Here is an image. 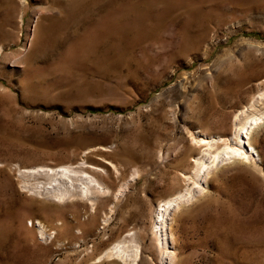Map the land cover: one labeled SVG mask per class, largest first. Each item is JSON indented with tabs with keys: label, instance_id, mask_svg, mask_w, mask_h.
I'll use <instances>...</instances> for the list:
<instances>
[{
	"label": "rangeland",
	"instance_id": "1",
	"mask_svg": "<svg viewBox=\"0 0 264 264\" xmlns=\"http://www.w3.org/2000/svg\"><path fill=\"white\" fill-rule=\"evenodd\" d=\"M263 90L264 0H0V264H124L99 258L130 232L161 264L155 209L187 185L166 264H264V121L248 162L190 179L192 139ZM62 165L106 192L29 189Z\"/></svg>",
	"mask_w": 264,
	"mask_h": 264
},
{
	"label": "bare ground",
	"instance_id": "2",
	"mask_svg": "<svg viewBox=\"0 0 264 264\" xmlns=\"http://www.w3.org/2000/svg\"><path fill=\"white\" fill-rule=\"evenodd\" d=\"M262 121H264V90L258 96L253 97L248 105L233 115V130L230 138H210L208 141L204 140V136L203 138H193L194 144L199 145L200 148L205 147L194 158L190 178L193 186L200 184L210 174L211 170H216L224 164L248 162L250 157L255 155L251 135ZM42 175V182L36 180L33 187L29 189H33L35 193L47 199L58 202H64L72 198L89 199L93 202L95 199L92 196L106 192V187L101 183L100 179L94 174L89 175L81 165L78 167L62 165L56 169L51 168ZM23 179L25 178L23 177ZM195 189L187 185L184 189L177 192L176 197L167 199L156 206L151 232L154 240L160 245L161 264H166V261L170 259V255L167 252L168 248L166 247L168 243L167 233L165 232L166 215L173 203L182 201L183 198L190 199L196 192ZM40 233L43 234L41 227ZM134 234L130 232L114 242L99 260L101 258L117 259L124 264H137L140 256V246Z\"/></svg>",
	"mask_w": 264,
	"mask_h": 264
}]
</instances>
